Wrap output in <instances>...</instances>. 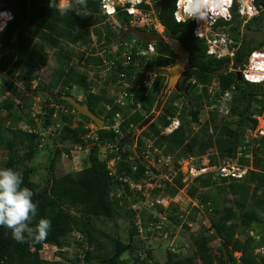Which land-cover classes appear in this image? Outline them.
Here are the masks:
<instances>
[{
    "label": "trees",
    "instance_id": "1",
    "mask_svg": "<svg viewBox=\"0 0 264 264\" xmlns=\"http://www.w3.org/2000/svg\"><path fill=\"white\" fill-rule=\"evenodd\" d=\"M58 2L59 0H53L55 7H52L49 6L50 0H0V11H10L13 15L0 34V66L5 70L8 80L20 77L25 91H29L31 83L36 82L34 95L43 93L45 96L41 112L35 119H27L25 122L20 114L29 100L17 104L16 100L22 99L24 95L20 94L12 82H4L5 86L0 89V149L8 152V158L3 167L17 171L23 180L22 187L33 191V202L38 206L33 226L41 218L51 220L47 236L39 241L28 238L24 243H19L12 238L9 230L0 227V264H56L42 260L40 251L44 247L61 251L71 235L78 236L76 264H125L121 257L131 250H136L134 239L139 236L136 219H140L146 234L150 233V230L147 231L149 223L159 224L158 221H162L149 213V209H133L132 207L138 204L136 200H132L129 208L125 210L124 197L139 193L132 190L130 184L142 185L147 181L153 183L146 175L145 149L149 147L160 152L162 157H170L175 170L178 168V162L192 157H212L209 160L210 165L217 163L214 154L219 162L232 159L243 144L245 133L257 125V120L251 116L261 113V95L264 98V94L259 88L238 80L236 72L229 69L240 70L248 55L259 46L261 39L252 44L251 41L238 38L242 21L239 18L238 6L234 3L230 9L229 20L220 19L214 24V29L227 27L233 33V57L216 59L207 54L206 42L194 36L193 20L175 22L173 12L176 0H160L154 4L156 20L163 28L166 38L176 42L179 49L186 54V68L181 74L178 88L174 91L175 99L182 101L184 105L181 107L165 103L162 114L156 118L157 122H151L136 138L137 155H134L130 144H120V141L132 130L141 128L150 116L159 102L158 90L148 91L142 100L141 110L124 112L120 124L121 135L115 134L110 129L111 118L119 109L114 106L106 113L102 104L111 105L112 102L108 91L102 88L96 95L90 94L92 86L96 85H92L87 80V75L82 72V63L87 69L89 66L99 65L101 61L90 56L85 58L82 50L91 42V36L106 46L114 42L123 33V29L112 28L110 23L105 21L98 0H88L86 16L75 13L61 15L59 10L62 8H59ZM74 2L75 0H70L68 5ZM253 4L260 13L244 24V28L249 31L254 27V30L259 32L264 20V0H253ZM140 7L147 9L144 5ZM116 20L121 26L129 21L124 14L117 15ZM151 32L155 33L153 30ZM131 39L132 36L119 43ZM137 42L142 43L140 40ZM65 44L75 48V52L63 51L61 46ZM156 47L157 68L174 66L177 63L176 55L168 42L156 43ZM48 50L54 51L56 65L48 82L44 83L39 80L37 73L48 64ZM74 56H78L77 61ZM121 70L119 67L118 72ZM156 71L162 73L159 69ZM213 77L216 78L220 91L215 94V99L220 93L230 94L227 113L220 118L216 110H209L207 120L199 123V107L204 102L210 106L206 90ZM109 79H114V76L107 80ZM107 85L108 81L104 82V86ZM139 95L142 97L143 92ZM62 96L72 97L78 103L86 104L92 114L104 121V129L96 130L97 139L89 148L88 164L78 172L54 176L55 163L61 153L68 159L71 158L67 148L57 149L48 164L50 177L46 179L45 185L40 186L31 179L32 170L27 163L46 148L49 138L55 137L59 145L67 143L72 147L81 148L90 144L84 141L88 132L85 126H95L61 100ZM215 99L212 103H216ZM57 107L68 111L60 116L64 125L58 134H46L48 127L58 121H51L53 114L60 115ZM185 108L190 118L189 124L179 119L178 112ZM174 117L180 121L178 128L169 134H161L160 128L166 127L169 124L168 119ZM75 118L78 122L73 125ZM20 121L24 122V130L16 127L15 122ZM7 122L10 123L9 126L6 125ZM193 125L196 128H193ZM129 126L133 129L129 130ZM254 145L256 147L251 151L253 170H250L242 181H228L222 178L218 179L217 183V178L212 175L199 176L191 181L188 190L190 197L199 199L197 203L200 207L210 211L208 228L191 236L194 253L185 258L169 254L165 264H194L196 261L199 264H264V256L256 253L258 248L264 247V220L261 216L264 211V195L258 196L264 189V160L261 159V156H264V136L255 139ZM98 148H107L115 154L107 155L104 160L97 159L94 151ZM115 157V174L109 176L107 162ZM240 163L246 166L249 164L248 160L243 158ZM177 176L179 179L183 177L181 173ZM225 183H228L227 193L237 199L231 205L224 201L223 205L219 206L214 203L215 199L198 194L199 190L219 185L223 187ZM164 185L167 195L175 196L177 189L168 183ZM250 199L253 203L251 206L247 204ZM91 218L101 221L127 218L131 225L128 241L123 243L107 236L90 222ZM169 220L176 224L181 221L177 218V213H172ZM104 239L112 250L110 255L101 257V250L106 248L102 244ZM215 241H218V245L214 250L211 244ZM136 251L145 258L140 260L141 256H136L135 263L147 264L151 261L152 253L149 249ZM235 253H239V257H236Z\"/></svg>",
    "mask_w": 264,
    "mask_h": 264
},
{
    "label": "rangeland",
    "instance_id": "2",
    "mask_svg": "<svg viewBox=\"0 0 264 264\" xmlns=\"http://www.w3.org/2000/svg\"><path fill=\"white\" fill-rule=\"evenodd\" d=\"M244 1V0H243ZM70 0H59V8H64L68 5ZM252 15V14H250ZM2 20H6V16H1ZM111 22V21H110ZM244 24L242 23L240 28V34L238 36L239 39H246L247 41H251L252 44L258 43L259 39L264 38V20L262 21V28L259 32H256L254 30V27L251 30H246L244 28ZM115 29H122L121 25L120 28L116 27ZM156 33H159L163 38L165 39V42H168L170 47L173 49L176 58L177 63L182 65L183 70L179 73L178 81H180L181 74L184 72L186 68V54L182 52L179 47L177 46L176 42L169 41L163 30L162 32H159V26H156ZM219 32V35L222 33L225 34V38H232L233 33L228 28H221L217 30ZM1 32V31H0ZM211 39L213 37L211 36ZM61 48L65 52L73 51L75 52V48H72L71 46L62 45ZM226 49V44H220L218 45L217 51H224ZM54 51L48 50V64L45 68H43L41 71L37 73V77L40 81H43L44 83H47L49 80V77L55 68V61H54ZM74 59L77 61L78 56H74ZM74 62V61H73ZM162 68V67H158ZM230 68L229 71H233L234 69ZM161 70V69H159ZM162 71V70H161ZM87 72V71H86ZM163 74H166L162 71ZM167 74L166 78L159 79V87H158V93L157 97L159 98V102L154 107L153 111L151 112L150 116L146 118V121L141 126V128H137L138 133L134 137V144L131 146V151L135 150V142L136 138L139 136V134L145 130V128L151 123V122H157L156 118L162 114V108L166 104H178L182 107L183 102L179 100L177 101L174 96V88L171 89L165 96H163L164 88L167 84ZM10 81L12 82L20 91L21 95H24L22 99L24 98V101L20 102L21 99L16 100V103H24L25 101L29 100V102L26 104V108H24L20 114L21 118L26 122L27 119H35L36 115L41 112V104L44 103L45 96L42 93H38V95H34L33 90L36 87V82L31 83V87L29 91H25L23 89V80L20 79V77L15 78L14 80H8L5 75V70L1 68L0 66V89L5 86L4 82ZM96 85V83L91 80V84ZM92 84V85H93ZM211 89L217 90V80L215 77L212 78L211 81ZM97 87V86H96ZM74 93H76L74 91ZM163 97L162 102L160 103V99ZM185 102V100H184ZM205 105V106H203ZM216 111L218 110V114L220 118L226 115L225 110L228 106L227 100H219L217 104ZM208 103L204 102L201 104L198 119L199 123H203L208 118ZM179 109V108H178ZM187 108H185L182 112H178L179 119L183 120L186 124L190 123L189 115H187ZM170 119V118H169ZM172 119V118H171ZM76 122H78V119L75 118L73 120V125H76ZM264 122V120H260V123L257 125L258 127L261 125V123ZM12 123V122H11ZM23 121L15 122L16 127H21L23 130L25 129V126L23 125ZM8 124V125H7ZM7 126L10 125V123H6ZM193 128H196L195 125H193ZM263 129V128H262ZM249 131L245 133L244 135V142L249 140ZM50 141L47 142L46 148L39 152L38 155L31 161L28 162L27 165L32 170V176L31 179L39 184L40 186L45 185L46 179L50 177V171L48 169V164L50 159L54 156V153H56L57 149L63 150L62 148H67V150L70 151L71 158L63 157L62 153L59 157V159L55 163L54 167V176L58 177L64 173L69 172H78L85 164H88V153L89 148L92 147L91 144H87L84 147L77 148L72 147L70 144L65 143L64 145H59L57 142V139L55 137L49 138ZM61 147V148H60ZM134 148V150H133ZM95 155L97 156V159L104 160L107 155L114 153L112 150L105 149V148H98L94 151ZM115 154V153H114ZM160 152L157 150H153V152L149 149V156L147 159L144 158L146 164H148L149 172H150V180H153V183H146L144 182L140 186L139 193L133 194L132 196H126L125 198V210L129 208V204L132 200L138 201V204L136 206H133L132 208H136V210L140 211L144 208L149 209V213H159L162 219L160 223V228H152L150 230V233L146 234V231H142L139 236H137L134 239V248L136 250H141L142 248L149 249L152 253V258L150 262H147V264H165L167 261V256L169 254H174L175 256H178L179 258H185L187 256H190L194 252V248L191 243V236L193 234H196L200 230H206L208 228V216L210 214L209 209L206 211L204 207H200V205L197 203L199 199H192L188 193V190L190 188V180H185L183 178L179 179L177 174L175 173L176 170L174 169V164L169 163L166 164L163 160L164 157L159 155ZM214 154V153H213ZM213 154H211L213 156ZM8 158V152L6 150L0 149V167H3L5 161H7ZM115 157L114 159H116ZM212 158V157H211ZM209 156L205 157H194L193 158V165L195 167H202L203 164H207L209 160H211ZM250 158V156L248 157ZM261 159L264 160V156H261ZM214 160L218 163L220 160L217 159V157L214 154ZM247 161V159H244ZM116 162V160H115ZM249 164L252 162V156L251 159H248ZM212 175V174H211ZM218 179H216V182ZM164 183L170 184L171 187H175L177 189V193L173 197H169L165 191V185ZM218 183V182H217ZM220 186V187H219ZM218 187H210L207 190H199L198 194H203L204 196H207V198L215 199V204H218L219 206L223 205L224 201L227 203V205H231L234 200H237L236 197H233L232 195H229L227 193V186L228 183L219 185ZM219 188H223L222 190H219ZM120 191L117 192L119 194ZM264 195V189H262L258 196L262 197ZM250 197V191L248 192V198ZM162 201L164 202L163 206H155L149 207L152 203H155V201ZM247 204L251 206L252 200H247ZM213 207V204H211V208ZM198 208L197 211L194 209ZM210 208V207H209ZM237 213L238 210H236ZM73 213V212H72ZM172 213H177V218L181 220L178 224L176 222L169 220V216L172 215ZM236 218V216H235ZM262 218L264 220V213L262 214ZM140 221V219H139ZM90 222L99 230L103 231L107 236H110L112 238L118 239L123 243H126L128 241V232L130 231L131 225L130 221L127 218H117V219H96L91 218ZM141 224V221H140ZM252 235V234H251ZM253 236V235H252ZM242 238V236H241ZM78 236L77 235H71L66 243V246L61 250L57 251L55 248L50 247H44L39 255L42 260L48 261V262H56V264H76L75 259L77 252H78V245H77ZM218 241H215L211 244V247L214 248L218 245ZM102 244L104 247L103 250L100 252V256L105 257L111 254V248L109 247V244L106 239L102 241ZM259 249V248H258ZM129 251L125 253L121 257L123 262L125 264H138L135 263L134 260L136 256H141L140 260L144 259V255H139L137 251ZM258 250H256L257 252ZM139 260V262H140ZM194 264H199V262H195Z\"/></svg>",
    "mask_w": 264,
    "mask_h": 264
},
{
    "label": "built area",
    "instance_id": "3",
    "mask_svg": "<svg viewBox=\"0 0 264 264\" xmlns=\"http://www.w3.org/2000/svg\"><path fill=\"white\" fill-rule=\"evenodd\" d=\"M100 3L101 15L105 17V21L109 22L112 28H120V24L116 20V16L119 14H124L128 18V23L124 26H121L123 30L127 26H131L141 31L151 32L156 31V26L158 22L156 20L154 4H157L160 0H98ZM235 2L238 6V14L242 23H246L251 15L247 14L246 9L250 6L249 3H252L253 0H231ZM200 4L204 7L202 8L201 14L198 17H189L187 15V4L188 0H176L175 10L173 12V18L177 23L185 22L186 20H193L195 23V28L193 34L199 39H203L208 48L207 54L220 59L224 56L230 58L233 57V46L234 40L231 38H225V34L222 33L219 35L220 28L214 29V24L218 21L217 19L222 18L224 20H229L230 13L229 8L226 3L219 6V10L212 9L211 0H199ZM226 2V1H224ZM141 5L147 6V9L140 7ZM1 16H6L7 19L4 21L1 19ZM12 19V14L9 12H0V31L6 25L7 20ZM111 21V22H110ZM227 28V27H224ZM211 36L213 39H211ZM225 36V37H224ZM138 39L134 38L124 42V43H111L110 45L104 46L102 43H98L94 36H91V42L88 44L87 48L84 49L85 56H90L92 58H99L101 61L99 65L89 66L90 70L88 71L89 81L93 80L96 83V86H93L90 90V94L96 95L99 89H106L108 91V97L111 99V105L102 104L104 111L108 113L112 107L119 109V112L115 113L112 118V125L110 129L117 135H121L120 124L123 120V114L125 111L130 110L132 113L141 110L142 100L148 94V91L158 90L159 79L166 78V74L157 72L156 69V60L158 57V51L156 43H139ZM226 44V49L224 51H217L218 45ZM122 68L118 72V69ZM230 70V69H229ZM232 70V69H231ZM233 72L241 73L243 81H249L250 85H257L260 91L264 94V38L262 39L261 47L250 53L246 59L245 64L239 70H233ZM114 76V79H109V77ZM108 81V85L104 86V82ZM194 81H191L193 83ZM218 87V85H217ZM201 88V87H199ZM140 92H143L142 97ZM220 92L217 90L211 89V85L207 87L206 93L208 96V102L210 106L209 110L217 109V102L221 100H227L229 102L230 94L228 92L221 94L215 99V94ZM264 97V96H263ZM216 100V103H212L213 100ZM83 100V96H82ZM261 100L263 109L260 114L254 113L251 117L257 120V125L260 123V120H264V98ZM175 106H178L176 103ZM58 108V107H57ZM60 115L53 114L51 121L58 120L55 124H52L46 130V134L59 133V130L62 128L64 123L60 120L61 115L68 113L67 109L59 107ZM218 112V110H217ZM224 113H227V109ZM169 124L166 127L160 128L161 134H169L179 126V119L174 117L168 119ZM85 129L88 132L84 136V141L94 145L93 142L96 141V127L93 125L85 126ZM104 129V128H103ZM133 127L129 126V130H132ZM248 132V131H247ZM249 140L244 142L239 146L236 155L232 159H226L221 162L210 165L203 164L202 167H195L193 165V157L186 160L178 162V168L176 169V174L181 173L183 179L192 181L198 176H205L212 174L213 178L217 179H226L228 181H242L247 173L252 170L251 166H244L240 163V159H251L252 149L256 145L250 143L252 139H257L258 137L264 136V129L255 126L253 130H249ZM64 157L65 155L62 154ZM149 156V150H146L144 153V158L147 159ZM250 156V158H248ZM115 160L112 159L107 162L106 169L109 172V176L115 174ZM166 164L171 163L170 157H164L163 160ZM172 164V163H171ZM146 175L150 176L148 164L146 166ZM150 179V178H149ZM148 182V181H147ZM146 182V183H147ZM149 183V182H148ZM140 184H130L132 190L139 191ZM163 206L164 202L155 201L149 207ZM136 209V208H134ZM152 209V208H151ZM155 218L160 220L164 219L160 216L159 213H153ZM165 220V219H164ZM161 223V222H160ZM160 223L151 222L148 225L147 231L152 228L159 229ZM136 226L138 228L139 234L142 233L143 228L141 227L139 219H136ZM258 255L264 256V247L260 248L257 251Z\"/></svg>",
    "mask_w": 264,
    "mask_h": 264
},
{
    "label": "clouds",
    "instance_id": "4",
    "mask_svg": "<svg viewBox=\"0 0 264 264\" xmlns=\"http://www.w3.org/2000/svg\"><path fill=\"white\" fill-rule=\"evenodd\" d=\"M224 3L227 4L229 8V13H230V9L233 7L235 3L231 0H227L226 2L221 1V0H214V2L211 4V7L212 9L219 10L220 9L219 6ZM87 5H88V0H75L74 4H69L63 9H60L59 11L61 15H64L67 13H75L77 15L86 16L88 14ZM49 6L55 7L53 0H50ZM203 7L204 6L200 4L199 0H188L187 15L189 17H193V16L198 17L201 14ZM0 12L11 13L10 11H0ZM253 17L255 16H251L247 22H249ZM12 18H13V15H12ZM220 19L222 18H219L217 20H220ZM11 20L12 19L7 20V22ZM5 26L3 27V29L5 28ZM158 26H159V23H158ZM84 49L82 50L83 53H85ZM84 57L86 58L89 56L84 55ZM89 70L90 68L85 69V64L82 63V72L87 75ZM87 78H89L88 75H87ZM179 124H180V121H179ZM134 130H137V129H134ZM146 150H149V147L148 149H145V152ZM150 151L153 152V150L151 149ZM22 184H23L22 177L17 171H15L12 168L0 167V227H4L7 230H9L12 238L19 243H24L28 238H32L37 241L43 240L47 236L51 228V220L47 218H41L39 219L38 223L35 226H33L32 222L38 214V206L33 202V195H34L33 191L27 187H22ZM263 213L264 211L262 212V214Z\"/></svg>",
    "mask_w": 264,
    "mask_h": 264
},
{
    "label": "water",
    "instance_id": "5",
    "mask_svg": "<svg viewBox=\"0 0 264 264\" xmlns=\"http://www.w3.org/2000/svg\"><path fill=\"white\" fill-rule=\"evenodd\" d=\"M130 36H133L134 38L142 42H145V43L165 42V39L163 38V36H161L158 33H150L146 31H141L131 26H127L124 32L114 41V43H118ZM159 69L165 72L168 76L167 84L163 92V96H165L171 89L174 88V90H176L178 88L179 73L183 70V68L181 64L176 63L174 66L162 67ZM236 76L238 80L242 79L241 73L237 72ZM60 99L67 102L70 106H72V108H74L75 111L79 115L89 119L96 126L98 130H102L104 128V121L100 119L99 117L95 116L94 114H92L86 104H80L76 100H74L72 97H68V96H62L60 97ZM162 100H163V97L160 99V103L162 102ZM22 101H24V98L20 100V102ZM137 133H138V130H133L128 136H125L121 139L120 144H124L127 142L130 145H133L135 141L134 137L136 136ZM133 154L137 155L135 150L133 151Z\"/></svg>",
    "mask_w": 264,
    "mask_h": 264
},
{
    "label": "bare ground",
    "instance_id": "6",
    "mask_svg": "<svg viewBox=\"0 0 264 264\" xmlns=\"http://www.w3.org/2000/svg\"><path fill=\"white\" fill-rule=\"evenodd\" d=\"M211 1H214V0H211ZM204 2V0H202V3ZM250 7L248 8V9H246V11L248 12V13H246L245 15H247V14H252L251 16H257L259 13H260V11H258L256 8H255V6H254V4L253 3H249L248 4ZM162 30H163V28L162 27H159V32H162ZM261 44H262V41H261V43L259 44V46L255 49V50H253V51H256V50H258L260 47H261ZM252 51V52H253ZM250 55V54H249ZM248 55V56H249ZM248 58V57H247ZM245 84H247V85H250V84H253V83H250L249 81H246L245 80ZM250 86H253V87H256V88H259L257 85H250ZM259 128H263L264 129V122H262L261 123V125L259 126ZM254 140L255 139H252L251 140V142L250 143H252V144H254ZM244 166H246V165H244ZM248 166V165H247Z\"/></svg>",
    "mask_w": 264,
    "mask_h": 264
},
{
    "label": "crops",
    "instance_id": "7",
    "mask_svg": "<svg viewBox=\"0 0 264 264\" xmlns=\"http://www.w3.org/2000/svg\"><path fill=\"white\" fill-rule=\"evenodd\" d=\"M159 26H160V25H159ZM160 27H161V26H160ZM256 126H257V125H256ZM250 163H251V162H250ZM242 165H244V164H242ZM248 165L251 166V164H248ZM251 168H252V166H251ZM252 170H253V168H252ZM194 252H195V249H194ZM194 252H193V253H194ZM235 256H236V257H239V253H235Z\"/></svg>",
    "mask_w": 264,
    "mask_h": 264
}]
</instances>
